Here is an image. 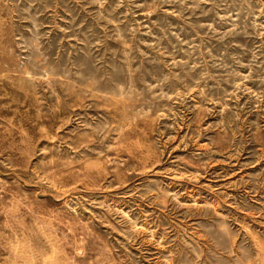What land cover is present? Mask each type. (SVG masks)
I'll list each match as a JSON object with an SVG mask.
<instances>
[{
    "label": "rangeland",
    "instance_id": "rangeland-1",
    "mask_svg": "<svg viewBox=\"0 0 264 264\" xmlns=\"http://www.w3.org/2000/svg\"><path fill=\"white\" fill-rule=\"evenodd\" d=\"M0 264H264V0H0Z\"/></svg>",
    "mask_w": 264,
    "mask_h": 264
}]
</instances>
